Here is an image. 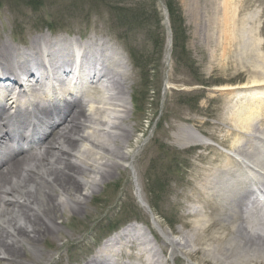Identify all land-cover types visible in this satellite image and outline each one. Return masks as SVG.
<instances>
[{"label": "rangeland", "instance_id": "rangeland-1", "mask_svg": "<svg viewBox=\"0 0 264 264\" xmlns=\"http://www.w3.org/2000/svg\"><path fill=\"white\" fill-rule=\"evenodd\" d=\"M177 2L185 20L187 55L183 61L172 55L167 63L166 46L161 49L165 28L159 24L164 18L160 0H0V38L11 46H28L45 33L56 38L108 36L125 62L123 68L113 67L124 69L126 80L109 86L107 95L115 97L122 90L128 103V111L121 113L127 115L123 124L133 130L125 150L134 148L137 154L128 162L119 160L120 168L108 177L90 174L100 184L81 189L84 209L69 210L59 219L67 236L46 239L43 246L52 253L41 264H86L114 229L131 223L142 228L147 242L115 264H215L206 263L204 254L191 255L201 247L197 244L172 247L162 230L179 242L194 236L198 221L208 224L205 213L199 216L206 179L226 166L228 158L235 168L233 142L264 133V0ZM125 14L134 17L127 20L121 17ZM117 27L127 30L128 41L119 39ZM254 111L257 117L247 116ZM116 133L104 139L112 149L125 132ZM220 207L207 209L221 213ZM244 226L253 240H264V230ZM232 229L227 242H234V254L251 251L245 248L244 234ZM152 245L154 252L146 249ZM208 245L215 244L202 246Z\"/></svg>", "mask_w": 264, "mask_h": 264}, {"label": "bare ground", "instance_id": "bare-ground-1", "mask_svg": "<svg viewBox=\"0 0 264 264\" xmlns=\"http://www.w3.org/2000/svg\"><path fill=\"white\" fill-rule=\"evenodd\" d=\"M98 37H91L88 40H82L81 37L74 39L85 49L84 53L92 62L101 64V66H95L102 67L103 74L98 75L95 72L90 85L85 88L79 87L78 94L76 87L87 78L86 63H83L82 67L79 64L74 70L72 65L66 67L70 73L77 75L76 79H68L70 81L64 79L63 83L67 87L60 83L59 87L51 90L52 93L60 94L65 87L66 93L59 96L61 99L58 101L48 100L50 109L47 113L52 110L51 122L50 124L41 122L48 131L42 138L35 141L26 153H23L20 144L23 135L20 133L14 136L6 127L15 121L18 128L21 126L25 128L29 121L27 113L42 115L46 108L41 102L47 100V95L43 92L42 86L22 84L19 79L14 86L13 83L8 82H5L3 86L0 105V144L5 143L3 150L6 157L0 162V264L43 263L44 258H48L52 253V250H47V247L43 246L46 239L49 236H67L63 233L64 221L60 223L59 219H65L69 210L78 212L83 210L86 194H81V189L88 185L90 189H93L100 184L90 174L95 173L102 178L108 177L120 168L119 160L128 162L130 157H135L137 154L134 148L129 152L125 150L133 130L126 128V124H123L127 115L122 116L121 113L128 111V103L122 90L118 91L115 97L107 95L109 86L114 84L118 86L122 79L126 80L124 69L120 71L119 68L113 67L114 65L120 67L119 59L104 53L111 50L109 53L114 52L117 56L119 50L114 47L113 40L109 42L108 36ZM67 41L69 44H66ZM95 47H99V51L93 56L92 50H95ZM51 49H54L51 52L52 62L55 61L56 54H61L62 63L65 65H68L67 58L74 57L72 43L67 37L56 38L45 33L35 36L28 46L26 44L22 47L11 46L6 40L0 38V84L14 68V59L11 56H20L25 51V56H32L37 59L36 61L40 59L45 66L44 51L49 52ZM49 76L53 75L49 74ZM258 83L261 81H253V84ZM232 88L243 90L246 86ZM14 89L19 90L16 99L12 96ZM32 96H35L34 101ZM9 100L11 101L10 111L7 108ZM258 100L251 99L255 102ZM69 101L74 103L71 104ZM247 116L257 117L258 111L251 112ZM240 123L243 124V120H240ZM118 131L125 133L121 139L117 140V147L112 149L104 143V139L110 134H118L116 133ZM10 142L16 148L10 149ZM94 149L100 151L96 152ZM230 149L234 150L233 154L239 158V161H234L237 163L234 170L228 165L231 160L228 158L227 165L225 166L223 162L224 167L206 179L207 185L201 189L202 195L207 197L203 207L205 211L202 210L199 216L205 213L204 218H210L207 220L208 224L199 225L198 221L193 228L194 236H186L179 242L170 238V233L165 230H162V234L166 238L165 242L172 247L181 245L189 249L193 244L201 246L191 255L204 254L206 263L264 264V240L261 239L259 242L253 240L245 232L244 226V223H249L253 229L264 230V217L260 216L261 209L257 207V202L253 200L250 204L241 202V199L245 198L250 191L247 184L244 185L245 180L253 181L249 172L260 175L261 180L264 179V133L241 144L233 142ZM1 150L0 146V152ZM129 165L131 166V163ZM259 182L263 181H255V183ZM236 185L237 189L234 187ZM242 190L245 192L242 193ZM237 193L238 196L241 193L238 198ZM139 198L142 203H145L140 192ZM215 205L217 207L221 205L219 208L221 213L208 211L207 208ZM222 215L227 216L222 217ZM214 216H220L224 220ZM216 227H219L221 231H216ZM232 228H237L244 234L245 248L250 246L251 251L234 254V242L232 240L227 242ZM141 230L142 228L138 225L123 229L102 244L86 264H115L119 262L120 256L126 253L133 255L131 252L133 247L139 244L144 246L147 242V236L144 238L145 232ZM207 242L215 245L209 247L210 244L208 247L205 246L206 248L202 246ZM257 247H260L261 253H258ZM146 249L150 252L155 250L154 245ZM152 256L154 257L155 254ZM21 257L27 260L21 263ZM149 263L161 264L157 261Z\"/></svg>", "mask_w": 264, "mask_h": 264}, {"label": "trees", "instance_id": "trees-1", "mask_svg": "<svg viewBox=\"0 0 264 264\" xmlns=\"http://www.w3.org/2000/svg\"><path fill=\"white\" fill-rule=\"evenodd\" d=\"M165 4L167 6L168 12H169V19L171 23V28L173 32V56L178 59L179 61H183L185 55H187L186 50H184V47L186 46L187 41V34H186V28H185V20L183 18L182 12L180 10V7L178 5L177 0H164ZM115 11L121 12L123 9H119L117 6H114ZM126 13L129 12V10H125ZM121 17H124L125 19L133 18L125 15H121ZM131 23V22H130ZM159 24L161 25V20H159ZM119 26V25H118ZM118 30L121 31V36L125 39H129V34L127 30H124V27L118 28ZM163 46V47H162ZM165 46V37L164 42H162L161 49L163 50ZM161 50L158 51V53ZM162 52V51H161ZM185 65L191 66L192 64L184 62ZM140 66V64H137Z\"/></svg>", "mask_w": 264, "mask_h": 264}]
</instances>
